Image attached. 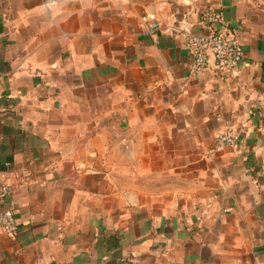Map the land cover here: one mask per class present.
Here are the masks:
<instances>
[{
  "label": "crops",
  "instance_id": "crops-1",
  "mask_svg": "<svg viewBox=\"0 0 264 264\" xmlns=\"http://www.w3.org/2000/svg\"><path fill=\"white\" fill-rule=\"evenodd\" d=\"M207 9L224 74L191 67ZM0 172V264H264V0H0Z\"/></svg>",
  "mask_w": 264,
  "mask_h": 264
},
{
  "label": "built area",
  "instance_id": "built-area-1",
  "mask_svg": "<svg viewBox=\"0 0 264 264\" xmlns=\"http://www.w3.org/2000/svg\"><path fill=\"white\" fill-rule=\"evenodd\" d=\"M141 18L150 32L160 28V21L155 12H145ZM199 26L202 28L200 33H195L190 28L183 30L191 53L192 70L211 68L219 74H224L235 69L243 58L238 29L226 24L222 13L214 9H207L202 13ZM237 143V133L233 126H228L216 135L214 150H221L227 145L236 146ZM12 190V185L0 172V229L14 236L17 223L14 210L8 204Z\"/></svg>",
  "mask_w": 264,
  "mask_h": 264
}]
</instances>
